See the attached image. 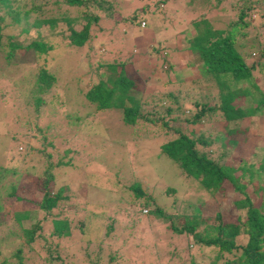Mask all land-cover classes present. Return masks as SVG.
I'll use <instances>...</instances> for the list:
<instances>
[{
	"label": "trees",
	"instance_id": "1",
	"mask_svg": "<svg viewBox=\"0 0 264 264\" xmlns=\"http://www.w3.org/2000/svg\"><path fill=\"white\" fill-rule=\"evenodd\" d=\"M195 1H198L199 6H205L207 9L212 6V3L208 0L205 2L202 0H184L183 2L184 5L186 3L195 5ZM218 2L215 1V3ZM102 3V0L51 1L54 8L60 5L74 8V14L76 15L72 16L67 11H55L56 13L53 15H46L42 5L27 7L24 0H21L20 6L17 0H0V50L4 53L6 63L11 64L10 60L15 55L16 50L23 53L31 49L35 59L40 58L43 60L42 65H45L44 61H46L48 53L57 48L46 36L57 33L61 37L63 48L67 49L68 52L83 48V44L89 38L90 25L92 23L98 24L99 16L108 14ZM106 4V6H110L111 2L106 1ZM169 4L170 1L168 0H158L156 7H167ZM224 4L225 7H222L221 11H228L234 17V20H229L224 27L216 28L214 26L215 23L219 22V19L209 10H207V18H198V21H196L195 18L190 16V20L184 24L186 26L199 24L190 39L187 40L188 49L195 51L198 55L203 73V76H199L197 79L195 86L188 84V88L184 91L181 89H177L176 92L165 91L166 84L183 85L173 81V79L166 78L167 72H177L176 69L171 70L170 64L164 70V78L159 76V72H163L159 71V66L158 76L152 77L155 86L159 87L158 91H154V85L148 84L147 79L142 76V69L151 67L154 72L157 59H160L161 63L167 59L166 53L161 54V51H171V48L167 45L168 42H166L168 38L164 36V33H161L156 43L151 45L152 49H147L158 54V57L154 59L153 54L149 53L147 55V57H150L147 66L143 68L135 66L134 62L137 61L132 58H135L137 54L139 57L144 56L143 52L146 50L138 47L136 55L134 56L135 53H133L126 59V63L128 62L133 71L130 76L125 73V63L96 61L89 73L92 82L82 92L87 103L93 105L92 111L95 113L96 111L119 109L121 111V121L124 125H133L139 119L150 124L158 122L162 131L154 137L153 146L157 144L159 154L170 160V163L174 166L169 175L183 178L187 185L191 182L197 183L199 189L207 195L215 193L222 195L227 191H231L229 198L223 201L222 207L227 209L232 207L233 212L243 211L241 214L237 213L233 221H222L219 210H216L212 215L203 214L199 209L203 205V201H200L198 204H191L189 212H182L175 205L173 206L176 208L173 209V212H170L150 192L153 191L152 188L156 185L154 183L156 179L149 183V185L151 184V190L143 189L136 180L130 181L128 188L133 200L129 205L141 206L144 209L142 211L138 208V211L135 212L144 222L145 227H149L154 222L157 231L161 235H166V240L163 243L166 247L165 255L158 261L180 259L179 252H184L185 256L186 251L181 247L183 246L181 241L186 239L185 249L188 244L191 249L195 247L196 251L208 249L212 252V258L207 264H264V147H260L262 153L257 162L246 161L240 155L228 157L232 150L234 155L239 154L240 152L236 148L240 142L245 140L243 135L245 130L239 129V131L234 123L237 120L242 121V119L247 118V122L251 124V117L255 113L261 116L264 115V77L256 82L251 75L253 65H247L244 60L245 56H248L251 52H257L259 56L264 55V25L257 28L254 27L255 25L253 26V23L256 22L253 17L264 21V0H224ZM259 8L263 12L259 13ZM91 9H93V12ZM135 12L136 9H133L132 15L127 20L129 23H135L143 36L151 26L150 22L152 20L142 13L135 14ZM31 14H34V16H31ZM186 16L185 13L184 20ZM104 18L108 19L107 16ZM6 20L8 22L5 24ZM176 22L183 23L179 19ZM62 23L67 25H64L65 29L59 26ZM43 25L47 29L46 35H42V32L37 29H34L31 34L29 33L31 27H41ZM145 25L146 28L142 30L141 28ZM7 27L11 30L15 28L14 30H17V32L8 33ZM249 28L253 32L248 43L238 42V40H244L249 35ZM2 29H6L4 33H2ZM21 33L23 36L20 38ZM133 33L136 36L137 33ZM174 34L177 37L182 34V30ZM2 38L4 41H2ZM162 38L164 39L162 40ZM253 38H255L254 41ZM85 54L88 55L87 52ZM256 64H258L257 61ZM258 66L260 68L261 66L264 67L260 63ZM37 67L31 73H28V86L24 85L21 88L24 95H31L30 104L35 108L42 104V99L45 98L44 95L56 80L53 73L50 75L44 67ZM99 69H101L100 72ZM207 84H210V86ZM205 85L208 87L207 91H200L201 87ZM212 88L216 89V94L211 95ZM193 91L197 93H193ZM147 95L153 101L146 100L147 103L145 102V104H151L156 99H162L161 101L164 104H160L159 109L153 107L151 112H141V98ZM14 98H17V96ZM239 98H241V102L235 104V101ZM181 99L187 100L180 102ZM189 99H204V101H192L191 104ZM206 99H216L217 101L216 103L207 102ZM186 107L188 108L186 109ZM193 109L194 112L192 111L189 116H185L186 110L189 112ZM14 120V124H20V127L23 128L24 132L22 134L16 129H9L6 120L5 123L0 120V125L5 127V131L0 134V154L5 155V160L0 161V181L6 174L12 176L17 172L16 170H20L17 177L5 186L6 192L2 195L4 198H10L13 219L17 224L15 229L19 232H14V229L8 230L3 237L0 236V240L12 235L21 238L22 241L19 244L21 247L16 246L13 249L14 251H10V254L3 249L6 257H3L4 259L0 264H23L21 261L22 246L29 245L41 230V225L37 219L38 210L49 212L53 207L58 206L59 202H66L70 199V196L74 197V193L65 184L58 187L54 192L49 191V182H52L53 178L52 168L59 167L58 171L62 172L58 176H63V170H65L63 169L65 163H61L59 161L61 157L53 151L54 145L48 142V145L41 148L36 146L37 142L30 140L26 143L19 142L20 139L25 140V132L31 133L28 131L27 126L17 122L16 119ZM187 124L192 126L186 127ZM169 130L172 131L169 133ZM96 133L87 134L86 136L91 138L96 136ZM98 135L101 139L104 138L101 131ZM18 143L22 145L25 143V146L28 143L27 150L33 145L39 150L32 153L28 150V159L23 161L24 159L20 160L15 154ZM68 151V148L65 149L64 154ZM35 158H40V162L34 164ZM52 159L55 160L56 165L51 163ZM36 167H40V169L35 171ZM31 169L34 172H31ZM239 171L247 175V183H241V177L235 176V173ZM161 181H164V178H161ZM251 182L256 183L254 188L259 196L256 201L244 191L246 184ZM36 184L40 186L39 191L41 194L39 201H36V214H34V209L27 208L32 207L33 201L25 197L24 194H30L32 188L37 186ZM174 188L166 186L164 194L172 195L177 191ZM85 190L87 189H83L84 192ZM89 204L92 210L93 207L102 209V206H97L94 202H89ZM12 206H14V209ZM29 212L32 214L30 226L23 228L20 221L26 219ZM2 215L0 213V221ZM165 222H167V225L160 228V225ZM80 224H83V222H80ZM134 224L133 221H130L129 225L134 227ZM167 231L174 233V236L167 239ZM81 232H83L82 229ZM68 234L69 225L65 218L52 221L49 236L61 239ZM159 239L160 237L153 233H147L149 244H161L162 242ZM106 244L105 242L104 245ZM107 247L108 245L105 246V248ZM147 247H149L147 248L148 251H154L156 254L158 247ZM194 252L193 249L192 253H188L186 264H197V258H192ZM150 258L153 259L155 256L153 255ZM121 262L123 261L120 259L112 264H122Z\"/></svg>",
	"mask_w": 264,
	"mask_h": 264
},
{
	"label": "rangeland",
	"instance_id": "2",
	"mask_svg": "<svg viewBox=\"0 0 264 264\" xmlns=\"http://www.w3.org/2000/svg\"><path fill=\"white\" fill-rule=\"evenodd\" d=\"M51 1L53 0H24L27 7L42 5L46 15H53L56 13L55 11H67L72 16L76 15L74 14V8H67L63 5L54 8ZM102 1V6L108 14L100 15L99 23L90 25L89 38L83 44V48L79 50L74 49L68 52L67 49L63 48L58 33L46 36L57 48L48 53L46 61H44L45 65H42L43 60L40 58L35 59L31 49L23 53L16 50L15 55L10 60L11 64L6 63L4 53L0 50V120L4 123L6 120L9 129H16L21 134L24 130L20 127V124H14V119L28 127L31 134L25 132L24 136L27 139H20L19 142L26 143L30 140L37 142L38 145L36 144V146L41 148L49 143L54 145L53 151L61 157L59 161L65 163L63 166L65 170H63V176H58L62 171H58L59 167L57 166L52 168L53 178L52 182H49V191L54 192L58 187L65 184L74 193V197L70 196L68 201L59 202V205L53 207L49 212L38 210L37 219L41 225V230L29 245L22 246L21 261L23 264H112L121 259L122 264H186L188 253H192L194 249L195 254L192 258H197L196 263L207 264L212 258V252L204 249L200 250V253V251H196L195 247L191 249L188 244L185 249L186 239L181 241V245H183L181 247L186 251L185 256L184 252H179L180 259L158 261L165 255L166 247L163 243L166 240V235H161L157 231L154 222L149 227L144 226V222L135 212L138 211V208L142 211L144 209L141 206L129 205L133 200V196L130 194L128 183L136 180L143 189L151 190V184L149 185V183L156 179L154 182L156 185L152 188L153 191L150 192L153 193L159 203H163L167 207V211L173 212V209L179 207L182 212H189L191 204L195 205L203 201V205L199 208L200 211L203 214L212 215L216 210H219L222 221H233L237 213L241 214L243 212H233L232 207L230 209L222 207L223 201L229 198L231 191H227L222 195L218 193L207 195L199 189L197 183L191 182L187 185L183 178L169 175L174 166L170 163V160L159 154L157 144L153 146L154 137L162 131L158 122L150 124L139 119L133 125H124L121 121V111L119 109L96 111L95 113L92 111L93 105L87 103L82 92L92 82L89 73L96 61L125 63V73L130 76L133 71L128 62L126 63V59L133 53H135V56L138 47L146 50L143 52L144 56L139 57L137 54L135 58H132L137 61L134 62L135 66L137 68L147 66L150 60V57H147L149 53L153 54V59L158 57V54L147 49H152L151 45L156 43L161 33H164V36L168 38L166 42H168L167 45H169L171 51H161V54L166 53L167 59L163 60L162 63L160 59H157L154 72L151 67L142 69V76L147 79L148 84L154 85V91L159 90V87H156L153 83L152 77L158 76L159 66V71H163L162 73L159 72V76L164 78V70L170 64L171 70L176 69L177 72H167L166 78L173 79V81L183 85L166 84L165 91L176 92L177 89L184 91L188 88V84L195 86L197 79L199 76H203V73L198 55L195 51L188 49L187 40L190 39L199 24H190V26L184 24L190 20V16L195 18L196 21H198V18H207V10L212 11L219 19V22L214 25L216 28L224 27L229 20H234V17L228 11H221V8L225 7L224 0H208L214 7L210 6L209 9L205 6H199L198 1H195V5H188L187 3L184 5V0H168L170 4L167 7L162 6L163 8L156 7L158 0ZM106 1L111 2L110 6H106ZM215 1L219 2L215 3ZM17 3H21V0H17ZM133 9H136L135 14L142 13L152 20L150 22L151 26L143 36L139 27L127 20L132 15ZM91 10L93 12V9ZM263 11L260 8L258 10L259 13ZM185 13L187 16L184 20ZM32 15L34 16V14ZM106 16L108 19L104 18ZM178 19L183 23L176 22ZM253 19L256 21L253 23L255 28L264 25L263 20L260 21L257 17H253ZM7 22L8 20L5 21V24ZM64 25L67 26L65 23L59 26L65 29ZM145 28L146 25L141 29ZM14 29L11 30L7 27V32L16 33L17 30ZM34 29L40 30L42 35H46V26L31 27L29 33L31 34ZM5 30L2 29V33ZM179 30H182V34H177L178 36L175 37L176 34L174 33ZM133 32L137 33L136 36ZM252 32L249 28V35L244 40H238V42L241 41L247 44L250 36L252 37ZM22 36L21 33L19 37ZM254 40L255 38H253ZM2 41H4L3 38ZM244 60L247 65H253L251 75L256 82L264 77V67L261 66L260 68L258 66L259 63L264 65V55L259 56L257 52H251L248 56H245ZM256 61L258 64H256ZM37 66L44 67L50 75L53 73L56 80L44 95L45 98L42 99V104L35 108L30 104L31 95H24L21 88L24 85L28 86V73L37 69ZM100 71L101 69H99ZM207 85L210 86V84ZM207 85L202 86L200 91H207ZM211 90V95L216 94V89L212 88ZM193 93L197 92L193 91ZM16 96L17 98H14ZM146 97L143 98L142 96L141 98V112H151L153 107L159 109L160 104H164L161 101L162 99L154 100L152 103L155 104H145L147 101H153L148 95ZM185 100L187 99H181L180 102ZM189 101L191 103L192 101H204V99H189ZM206 101L216 103L217 100L206 99ZM240 102L241 98L237 99L235 104ZM192 111L194 112V109L189 112L186 110L185 116H189ZM263 116L255 113L251 117V124L247 122V118L242 119V121L237 120L234 123L238 130H245L243 134L245 140L240 142L236 148L240 153L234 155L232 150L228 157L240 155L246 161H258L262 153L260 147H264ZM191 126V124L186 125V127ZM4 128V125H0V134L5 131ZM100 131L105 140L98 135ZM170 131L172 130L168 132L170 133ZM92 133L97 135L87 138L86 135ZM25 143L23 145L18 143L15 148V154L20 160L24 159L23 161L28 159V150L30 153L39 150L34 145L27 150L26 148L29 145L27 143L25 146ZM67 148L69 151L64 154V150ZM45 149L47 150V147ZM4 156L0 154V161L5 160ZM54 161L52 159L51 163L56 165ZM37 162H40V158L34 159V164H37ZM39 169L40 167H36L35 171ZM16 171L12 176L6 174L0 181V213L3 214L0 221V236L2 237L8 230L14 229V232H19L15 229L17 224L13 219L10 198L2 197L6 192L5 186L20 173V170ZM31 172L34 171L31 169ZM235 176L241 177V183H247L246 174L239 171L235 173ZM161 178H164V181H161ZM255 185L256 183L251 182L246 184L244 188V191L249 197L254 198V201L259 197L255 191ZM166 186L175 187L174 189L177 191L172 195L164 194ZM85 188L87 190L84 192L83 189ZM39 189L40 186L37 185L32 188L30 194H24L25 197L33 201L32 207L27 208L34 209V214H36V201H39L41 194ZM11 200L13 201L12 198ZM89 202L102 206V209L93 207V211L89 207ZM12 207L14 209V206ZM31 216L32 214L29 212L28 217L20 221L21 227L28 228L30 226ZM62 218L68 221L69 234L61 239L49 236L52 221ZM130 221L135 223L134 227L129 225ZM80 222H83V224H80ZM166 225L167 222L160 225V228H164ZM81 229L83 232H81ZM147 233H153L160 237L159 241L162 243L149 244ZM167 233V239L174 236L171 231H167ZM129 235L131 237H128ZM21 241V238L12 235L2 238L0 240V262L4 259L3 257H6L3 251L7 250L10 254V251L15 249L16 246L21 247L19 245ZM105 242L108 245L107 248H105ZM147 246L158 247L156 254L154 251H152L153 253L151 250L148 251L147 248L149 247ZM153 255L155 258L151 259L150 257Z\"/></svg>",
	"mask_w": 264,
	"mask_h": 264
}]
</instances>
